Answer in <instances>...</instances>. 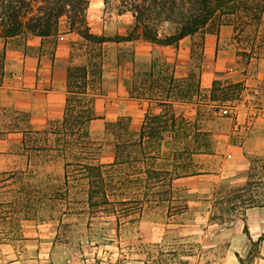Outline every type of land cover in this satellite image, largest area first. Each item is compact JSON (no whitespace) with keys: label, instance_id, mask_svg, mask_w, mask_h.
<instances>
[{"label":"trees","instance_id":"1","mask_svg":"<svg viewBox=\"0 0 264 264\" xmlns=\"http://www.w3.org/2000/svg\"><path fill=\"white\" fill-rule=\"evenodd\" d=\"M118 1L119 14L130 11L135 21L126 34L109 37L91 30L87 21L89 0H0L1 37L29 33L55 37V42L65 18L69 29L82 38L80 48L88 54L85 64L67 68L66 109L60 122L34 130L28 113L0 106V138L22 132L29 160L45 154L65 161L64 176L58 180L35 170L30 162L25 169L0 172V242L23 239L24 220L58 221L60 238L68 226L65 218L75 216L93 228L100 217L107 216L111 225L104 228L115 229L121 237L127 223L147 212L166 211L171 216L187 210L194 193L190 179L211 174L201 161L202 155L212 153L213 138L200 119L213 116V102L217 101L215 82L209 90L201 84L206 36L218 34L222 25L237 23L242 32H257L254 42L261 43L258 33L264 23V0ZM163 21L173 22L175 31L159 35L157 27ZM197 35L200 40H196ZM188 36L192 39L191 59H199L195 64L198 72L190 69L187 76L177 77L175 63L156 54L147 69L134 71L128 87L131 97L149 103L144 122L139 130L132 127L130 116L106 123V131L115 136L109 141L115 156L110 162L101 161L104 142L93 137L91 124L101 117L97 97L103 93L91 92V88L97 75L102 82L101 51L105 43L120 45L142 39L178 48ZM123 47L119 46L122 54L118 63L125 58V62L136 64L134 49L128 54ZM4 60L3 53L0 84L5 75ZM197 97L201 99L194 114L176 111V105L195 104ZM225 111L229 112L227 108ZM224 184V180L215 184L212 197L204 200L210 205L209 219L223 226L242 220L246 228L247 211L264 207V157L250 159L244 184Z\"/></svg>","mask_w":264,"mask_h":264},{"label":"rangeland","instance_id":"2","mask_svg":"<svg viewBox=\"0 0 264 264\" xmlns=\"http://www.w3.org/2000/svg\"><path fill=\"white\" fill-rule=\"evenodd\" d=\"M29 1L34 3V0ZM118 5V0H108L104 10L105 22L109 31L125 32L134 25L135 19L130 11L120 17ZM68 27L63 18L60 30ZM175 28L176 25L168 21L157 27L162 36L173 33ZM228 28L231 32L228 43L236 50L233 62L221 68L214 65L217 56L211 63L204 59L202 62V70L211 65L212 82L211 87L203 88L209 90L215 82L214 96L217 99L213 102L216 106L213 116L200 117L201 125L211 131L213 138L212 153L201 156L211 174L190 180L189 185L194 192L190 207L171 216L166 211L147 212L127 223L121 237L115 234V229L104 228L111 225L107 216L100 217V223L94 228L76 216L65 218L68 226L60 238L58 221L24 220L21 222L23 239L0 242V264H264V207L247 211L246 228L242 220L223 226L210 221V205L204 201L212 197L213 187L223 180L224 186L228 187L244 184L250 159L264 157V23L258 33L261 43L254 42L257 32L248 29L242 32L237 23L222 25L220 31L224 29L225 34ZM25 34H19L17 40L21 42ZM195 38L200 40L199 35ZM81 41L79 37L71 43L70 66L87 62L88 54L85 48H80ZM119 46L107 44L101 51L102 65L112 67V70L108 69L107 80L110 83L108 89L113 91L115 81L124 78V68H114L118 65V55L122 54ZM125 46L123 48L129 54L132 45ZM224 46L217 45V50ZM2 56L3 51L0 52V60ZM124 59L120 62L123 66L126 65ZM198 62V57L191 60L190 69L198 72L199 68L195 66ZM98 78L97 75L91 92L105 91ZM194 80L197 81L198 77ZM199 98L195 104L176 105V111L194 114ZM101 103L98 100L99 106ZM226 108L229 110L227 114ZM216 109L218 111L215 112ZM21 126L25 127L23 121ZM14 133L0 138V172L22 170L30 162L31 167L39 172L48 173L57 180L63 178L65 161L62 157L49 158L41 154L31 161L29 151L22 143L23 133ZM92 134L104 142L101 161L113 160L115 150L109 141L115 136L103 128L102 122H94ZM241 258L244 263H241Z\"/></svg>","mask_w":264,"mask_h":264},{"label":"crops","instance_id":"3","mask_svg":"<svg viewBox=\"0 0 264 264\" xmlns=\"http://www.w3.org/2000/svg\"><path fill=\"white\" fill-rule=\"evenodd\" d=\"M89 1L87 21L93 32L109 37L127 33L131 26L125 32L109 31L104 16L105 0ZM124 15L120 14L119 16ZM230 33L228 28L225 34L224 29H221L219 34H207L204 50L206 63H211L216 56L217 58L214 60L216 68L233 62L236 50L232 44L228 43ZM18 37L19 35L7 39L0 37V52L3 51L5 54V75L0 84V104L28 113L31 127L34 130H42L49 123L60 122L64 117L67 99L66 73L70 66L69 59L68 61H64V59L70 58L71 43L80 36L68 27L66 30L59 31L55 42L50 40L51 37H41L29 33L24 35L21 42L17 40ZM107 44L117 46L115 42L105 43V45ZM191 44L190 36L183 38L178 48L153 45L142 39L121 43L120 45L123 46L132 45L136 64L126 62V65L123 66L118 63L114 67L117 70L124 68V78L115 81V91L108 89L110 86L107 80L108 69L112 70V67L103 65V77L102 82L99 81V85L105 91L97 97L102 102L99 106L101 117L92 122L91 129L94 122H102L103 128L106 129V123L115 122L121 116H130L132 127L139 130L144 122L149 103L131 97L128 84L134 71L147 69L152 56L156 54L163 55L168 62L175 63V76L185 77L191 66ZM222 44L225 45L223 49L217 50V45ZM62 64L65 65V69ZM210 68L211 65L205 66L202 70L201 84L206 88L212 85ZM12 134L15 133L8 135Z\"/></svg>","mask_w":264,"mask_h":264}]
</instances>
